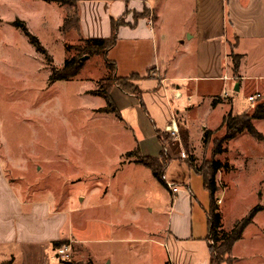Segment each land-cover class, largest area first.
Returning <instances> with one entry per match:
<instances>
[{
	"label": "rangeland",
	"instance_id": "rangeland-1",
	"mask_svg": "<svg viewBox=\"0 0 264 264\" xmlns=\"http://www.w3.org/2000/svg\"><path fill=\"white\" fill-rule=\"evenodd\" d=\"M189 2L169 0L166 6V2L157 1V11L164 10L162 32L167 44L173 33L182 32L181 24L190 17L183 7L172 16L169 5ZM65 14V7L56 2L0 0V169L15 197L40 199L52 194L62 198L63 205L72 209L77 238L85 240L81 247L68 240L72 250L66 260L54 256L52 242L0 244V264H171L162 244L144 240L152 235L162 242L167 228L165 199L157 192L158 181L144 166L124 172L119 165L120 155L127 150L137 148L150 157L163 150L141 102L130 97L120 106L116 98L119 115L93 110L105 105L103 98L89 94L108 75L102 56L86 59L81 71L69 80L49 81L51 68L62 67L67 58L76 55L72 47L82 44L83 37L74 26L60 29ZM18 23L38 39L51 62L36 51ZM258 101H264V94L237 105L245 104L249 108L243 113L250 114ZM202 111L187 119L194 148L190 162L197 167L211 158L212 141L221 140L226 133L225 126H218L203 145L199 128L205 117ZM215 121L212 116L209 123ZM227 142L225 151L214 156L234 165V169L216 173L215 197H221V202L215 211L225 232L259 202L256 193L264 176L263 141L246 133ZM138 155L134 150L133 155L124 157ZM91 173L99 175L98 180L111 181L105 183V195V186L95 182ZM190 187L196 197L193 201L197 199L205 209L197 207V212L206 220L209 192L194 169ZM70 228H62L63 237L70 235ZM248 241L247 237L243 242Z\"/></svg>",
	"mask_w": 264,
	"mask_h": 264
},
{
	"label": "crops",
	"instance_id": "crops-1",
	"mask_svg": "<svg viewBox=\"0 0 264 264\" xmlns=\"http://www.w3.org/2000/svg\"><path fill=\"white\" fill-rule=\"evenodd\" d=\"M157 1L166 2V6L169 2L78 0L79 22L76 29L83 38H105L111 34L112 19H123V24L117 29V40L106 56L115 63L116 76L138 75L137 79L129 81L139 88L141 94L136 97L114 85L111 97L116 108V98L120 106L130 97L139 99L156 138L164 143V151L170 158L164 180L173 183L177 190L172 192L159 182L157 190L165 199L164 211L168 220L163 241H157L152 235H147L144 240L162 244L169 252L171 264H212L207 240V212L204 220L200 211L197 212L204 206L197 199L193 201L196 197L190 187L191 174L196 165L193 162V168H190V159L186 161L194 149L189 140L187 119L191 113L203 109L201 116L205 117L201 118L199 126L203 137L205 130L220 126L227 113L239 115L249 108L245 104L238 106L239 101L246 98L253 102L255 100H249V96L257 92L261 97L264 94V0H188L190 2L184 5H169L172 16L181 7L190 11L185 24L179 23L182 32L173 33L169 44L165 40V32H162L164 10L157 11ZM144 11L145 14L141 15ZM230 53L241 56L236 75L232 73ZM229 90L233 94L228 93ZM104 106L93 110L99 113L98 110ZM212 116L216 120L213 124L209 123ZM252 123L264 137V119H254ZM170 127L177 130L174 137L168 131ZM246 133L241 132L229 141ZM180 148L185 157L181 156ZM134 150L141 156H148L137 148L123 152L119 165L124 172L143 166L136 162L135 157H124ZM231 166L234 169V165ZM98 177L95 175L92 178L103 183L105 195L108 190L105 183L110 184L111 181L98 180ZM258 185L260 189L256 194L259 195V202L253 206H264V176H261ZM225 188L227 186L223 187V191H226ZM84 198L79 199L82 202ZM60 199L52 194L40 199L15 197L0 169V244L70 239L81 247V241L85 239L79 240L76 236L78 231L74 230L72 209L63 205ZM217 199L221 202V197ZM65 225L71 227L67 237L61 233ZM247 237L249 241L243 242ZM230 256V264H264V209L256 212L253 221L245 227L241 238L232 246Z\"/></svg>",
	"mask_w": 264,
	"mask_h": 264
},
{
	"label": "trees",
	"instance_id": "trees-1",
	"mask_svg": "<svg viewBox=\"0 0 264 264\" xmlns=\"http://www.w3.org/2000/svg\"><path fill=\"white\" fill-rule=\"evenodd\" d=\"M49 2H56L60 6H64L66 9V14L63 19V23L60 26L62 31H65L71 27L78 28L79 14L77 9L78 0H45ZM123 19L119 18L117 20L112 19L111 21V34L105 38H83L82 44L73 46L72 48L76 51V55L71 58H67L62 67L60 68H51V73L49 75V81L53 82L56 80H69L75 77L83 68L85 60H80L82 56L87 55V59L92 56H102L108 70V75L101 78L98 81L97 88L89 91V94L94 96H99L104 99L105 106L100 108L99 112L114 113L119 115L113 99L111 97L110 91L112 86L116 85L119 89L126 93H130L139 97L141 92L137 86L130 84L129 80L137 79V74H131L129 77H118L115 75L116 65L113 61L107 58V52L114 46L117 40V28L119 25L123 24ZM21 28L23 33L28 37L30 43L34 46L37 52L42 54L48 59V62L52 61V58L46 51V49L40 44L38 39L29 32L27 27L22 24ZM240 55L230 53V59L232 64V73L236 75L238 70V65L240 62ZM254 119H264V101L257 102L252 113H243L240 115H232L230 112L227 113L220 124V126H225L226 133L221 140H213V146L211 149V158L206 160L203 163V166L197 167L188 161L189 156L187 157V162L190 168H193L194 171L200 174L203 178V185L205 189L209 192L210 204L209 211L207 212L208 220V236L207 240L209 241V251L211 255L212 264H230L232 258L230 256L231 248L234 243L239 240L242 236V233L247 225L253 221V217L259 210L264 209V206L257 204L253 206L243 217L236 220L229 231L225 232L220 226V214L215 211L217 205V199L215 197V191L218 188L216 173L225 169L227 171L233 169L228 162H221L218 159H215L214 156L221 154L225 151L223 148V143L234 138L237 134L241 132H247L255 139L264 141L263 135L258 132L252 121ZM212 130H205L202 137L203 145L209 142L210 135ZM164 143H162L163 150L160 151L158 157L150 156H140L136 158V162L142 164L144 167L148 168L151 171L152 176L163 186L167 187L164 180L165 169L168 165L170 158L167 153L164 151ZM133 151L127 152L125 155H133ZM68 243L67 239L56 240L52 242L53 248H59L60 246Z\"/></svg>",
	"mask_w": 264,
	"mask_h": 264
},
{
	"label": "built area",
	"instance_id": "built-area-1",
	"mask_svg": "<svg viewBox=\"0 0 264 264\" xmlns=\"http://www.w3.org/2000/svg\"><path fill=\"white\" fill-rule=\"evenodd\" d=\"M260 97H261V94L257 92L254 95L249 96L248 99L252 101V100H256ZM173 125H174V123H173ZM168 131L172 137H174L177 134V130L175 127L168 128ZM180 154L183 157L186 156L184 151L181 148H180ZM166 185H167V188L172 192H175L177 190V187L174 186V184L171 182H166ZM218 202H220V199H217V203ZM71 250H72V246H71L70 242H68V243L60 246L59 248H56L54 256L57 259L66 260L70 257Z\"/></svg>",
	"mask_w": 264,
	"mask_h": 264
},
{
	"label": "water",
	"instance_id": "water-1",
	"mask_svg": "<svg viewBox=\"0 0 264 264\" xmlns=\"http://www.w3.org/2000/svg\"><path fill=\"white\" fill-rule=\"evenodd\" d=\"M18 25H22V23H18ZM84 59H87V55H85V56H82L81 58H80V60H84ZM236 89H237V86H236Z\"/></svg>",
	"mask_w": 264,
	"mask_h": 264
}]
</instances>
